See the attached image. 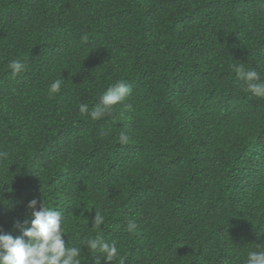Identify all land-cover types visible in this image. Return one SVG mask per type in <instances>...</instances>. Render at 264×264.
<instances>
[{
  "label": "trees",
  "instance_id": "1",
  "mask_svg": "<svg viewBox=\"0 0 264 264\" xmlns=\"http://www.w3.org/2000/svg\"><path fill=\"white\" fill-rule=\"evenodd\" d=\"M232 65L264 81L261 0H0V231L20 236L36 198L82 264L97 236L111 264H245L264 241V99ZM121 81L110 115L80 113Z\"/></svg>",
  "mask_w": 264,
  "mask_h": 264
},
{
  "label": "clouds",
  "instance_id": "2",
  "mask_svg": "<svg viewBox=\"0 0 264 264\" xmlns=\"http://www.w3.org/2000/svg\"><path fill=\"white\" fill-rule=\"evenodd\" d=\"M261 2L264 3V0ZM8 69L13 77L26 70L25 64L20 59L11 60ZM232 70L243 79L246 91L264 99V81L255 69L245 71L242 65H232ZM62 83L60 79L54 80L48 88L49 96L59 93ZM131 92V86L127 83L123 81L115 83L102 93L100 103L91 112L86 104H80L79 111L94 121L99 120L105 115H110L114 106L124 102ZM118 141L126 143V134L121 133ZM8 156L6 150H0V160H5ZM38 204L39 210H37ZM26 207L32 210V218L30 221L25 219L15 222L14 226L22 233L20 236L13 237L0 231V264H82L81 246L77 244L69 246L64 239L66 233L62 211L51 209L36 198L30 200ZM104 221L103 215L95 213L92 226L101 228ZM136 228L137 224L134 220L127 222L126 230L129 234H135ZM254 245L257 250L247 253L245 264H264V241ZM83 246L94 257L95 264L102 262L111 264L118 257L116 244L106 242L102 236L83 241ZM120 264H124L123 259L120 260Z\"/></svg>",
  "mask_w": 264,
  "mask_h": 264
}]
</instances>
